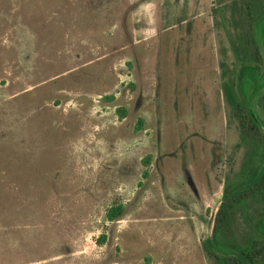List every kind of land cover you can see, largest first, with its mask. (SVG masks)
<instances>
[{"label":"rangeland","instance_id":"obj_1","mask_svg":"<svg viewBox=\"0 0 264 264\" xmlns=\"http://www.w3.org/2000/svg\"><path fill=\"white\" fill-rule=\"evenodd\" d=\"M238 5L0 0V264H215L224 185L264 161L226 89L264 119ZM260 220L263 203L238 208L231 237Z\"/></svg>","mask_w":264,"mask_h":264},{"label":"trees","instance_id":"obj_2","mask_svg":"<svg viewBox=\"0 0 264 264\" xmlns=\"http://www.w3.org/2000/svg\"><path fill=\"white\" fill-rule=\"evenodd\" d=\"M240 21L247 23L240 42L233 43V55L238 66V77H246L259 92L257 102L264 106V0H239ZM263 32V38H262ZM238 40V41H239ZM240 45V46H239ZM232 80V79H231ZM250 84V83H249ZM233 80L227 84L230 102L238 113L240 143H260L264 146V119L245 101L243 94L233 90ZM262 91V92H261ZM239 92V93H238ZM262 156L264 158V148ZM147 174L146 171L143 173ZM222 200L216 210L211 236L206 240V251L215 264H264V223L260 220L258 235L241 241L231 237L232 219L238 208L252 201L264 204V161L244 181L233 186L224 185ZM124 207L118 205L106 212L109 221L119 219ZM144 264H149L146 258Z\"/></svg>","mask_w":264,"mask_h":264}]
</instances>
